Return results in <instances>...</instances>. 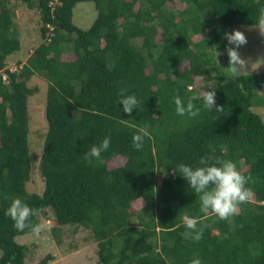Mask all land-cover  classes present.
<instances>
[{
    "label": "trees",
    "instance_id": "1",
    "mask_svg": "<svg viewBox=\"0 0 264 264\" xmlns=\"http://www.w3.org/2000/svg\"><path fill=\"white\" fill-rule=\"evenodd\" d=\"M11 1L0 0V264H27L16 237L52 216L89 229L100 264H264V71L240 72L221 31L263 26L264 0ZM17 1L38 9L42 41L13 70ZM84 1L98 12L87 29L73 21ZM36 75L48 82L42 193L27 189Z\"/></svg>",
    "mask_w": 264,
    "mask_h": 264
},
{
    "label": "rangeland",
    "instance_id": "2",
    "mask_svg": "<svg viewBox=\"0 0 264 264\" xmlns=\"http://www.w3.org/2000/svg\"><path fill=\"white\" fill-rule=\"evenodd\" d=\"M12 0L11 2H14ZM17 17L15 19L16 29L22 38L23 49L21 52L11 56L8 60L9 67L13 70L17 67L18 59L25 61L42 37L36 30V22L39 11L29 8L24 2H16ZM168 5L175 9H182L186 5L180 0H175ZM97 9L93 1H84L77 4L74 9L73 21L79 27L87 29L97 17ZM221 31L232 45L231 58L235 61L240 72L253 73L264 71V25H231L224 26ZM202 36H198L201 38ZM219 61L227 64L226 56L221 55ZM201 83H203L201 81ZM28 84L37 91L30 95L28 100L30 116L29 147L33 160L31 179L27 183L30 192L42 193L45 189V180L41 174L40 163L44 148V142L48 131L46 117V100L48 82L39 76H33ZM264 120V106L254 108ZM124 162L123 158H116L111 166ZM144 205L142 200H136L133 204L134 210ZM40 230L16 237L17 241L28 246L27 264H40L49 254L47 264H100L97 255V241L92 232L84 227L78 231L71 224L59 225L54 216L40 218Z\"/></svg>",
    "mask_w": 264,
    "mask_h": 264
}]
</instances>
